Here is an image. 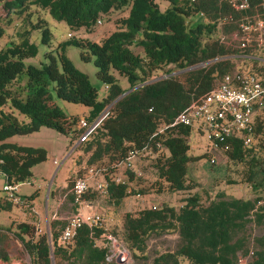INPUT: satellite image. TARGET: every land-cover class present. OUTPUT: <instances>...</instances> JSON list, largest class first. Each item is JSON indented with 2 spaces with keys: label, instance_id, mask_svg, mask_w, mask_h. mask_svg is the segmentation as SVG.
<instances>
[{
  "label": "trees",
  "instance_id": "obj_1",
  "mask_svg": "<svg viewBox=\"0 0 264 264\" xmlns=\"http://www.w3.org/2000/svg\"><path fill=\"white\" fill-rule=\"evenodd\" d=\"M167 1L161 9L156 0H0V36L12 22V12L25 16V21L33 8L47 10L71 27L94 25L102 18L114 17L115 22L100 41L78 36L59 42L57 56L50 50L49 61L40 66L24 61L38 50L26 30L19 32L17 40L0 46V174L4 182H28L32 166L47 157L44 146L20 144L9 140L10 136L47 125L65 133L71 145L84 131L80 119L91 122L108 106L99 124L75 146L79 153L70 187L76 177L87 175L89 167L100 168L108 199L119 204L135 190L130 180L136 176L133 166L126 167L123 172L127 177L116 181L120 163L130 150L140 154L148 149L159 152L153 164L157 178L150 182L152 186L159 191L189 187L191 126L173 121L225 73L247 69L264 77V61L258 59L264 58V48L257 47L254 39L246 45L234 41L239 23L255 13L264 17V9L262 0H250L246 9H236L227 0ZM197 15L202 19L195 18ZM42 20L40 17L36 24L41 25ZM42 27L45 40L50 31L46 24ZM70 43L80 47L83 58H93L96 74L107 84L103 97H98L88 75L67 56L65 48ZM240 62H244L243 67H238ZM114 70L127 78L129 88L136 87L121 95L126 89ZM162 72L163 77L151 80ZM19 81L22 84L14 88ZM50 83L57 96L86 104L87 113H66L52 99ZM263 126L264 116H258L254 144L244 145L241 138L230 137L231 149L223 150L238 161L249 156L245 179L255 190L263 184V177L256 181L255 166L260 161L256 151L264 159ZM141 180L140 176L135 178L137 192H146L149 185H142ZM89 187L76 201L72 193L75 211L82 200H96L98 192H103L97 188L89 192ZM3 192L0 210H10L13 202ZM36 193L37 189L22 203ZM52 195L55 191L50 186ZM198 195L183 196L185 201L177 207L162 203L155 208L126 210L120 226L112 230L104 223L83 224L66 242L59 238L64 219L48 218V231L40 230L35 220L18 221L15 227L0 224V260L10 259L7 231H11L31 264H110L100 236L111 231L127 247L135 264H264V234L250 238L247 232L248 224L264 226V195H221L208 202H201ZM169 231L177 233L175 245L150 254L148 240ZM240 255L246 256L244 261Z\"/></svg>",
  "mask_w": 264,
  "mask_h": 264
},
{
  "label": "rangeland",
  "instance_id": "obj_2",
  "mask_svg": "<svg viewBox=\"0 0 264 264\" xmlns=\"http://www.w3.org/2000/svg\"><path fill=\"white\" fill-rule=\"evenodd\" d=\"M161 9L165 8L169 3L167 0H156ZM12 22L5 25V32L0 36V46L4 45L7 40L19 38V32L26 30L31 41L37 44V52L33 56L25 57V62H31L37 66L49 61L50 56L47 54L50 50L52 54L57 56L56 47L59 42L64 41L70 37L85 36L97 41H100L106 34L115 26L114 17L109 19L102 18L101 23H96L94 25L86 26L81 25L78 27H71L66 21L54 18L47 10H40L33 8L30 13V18H26L25 21L22 15H17L16 12H12ZM44 18L41 21V25H37L39 18ZM195 18L202 19L200 15ZM48 26L50 34L47 39H42V29L43 25ZM234 41L238 43V39L235 38ZM65 52L70 58L73 65L80 71L85 72L88 75L89 81L96 86L98 97L101 98L107 93L106 83L96 74L97 66L91 59H85L80 54V47L75 44L66 45ZM240 66L243 67L244 62H240ZM117 81L122 88L129 90V82L124 75H121L117 70L113 71ZM25 75V73H24ZM159 75H164L160 73L158 75L152 76V78ZM25 79V78H24ZM22 84V81L15 82L14 88ZM17 88V87H16ZM52 94V99L68 114H78L83 115L87 113L88 106L81 102H74L66 100L56 95L53 83L48 86ZM125 90V91H126ZM108 107V106H107ZM68 137V136H67ZM65 133L58 131L57 129L43 125L39 129L27 132L18 133L10 136L8 139L16 141L20 144H27L33 146H44L46 149L55 143V147L58 148L61 140H63V145L61 147L68 153L65 158L61 155V152H56L57 162L53 163L52 153L49 150L48 158L39 162L33 167V172L31 179L20 185L17 194L20 198L26 199L35 189L37 193L30 198L33 203L30 207L21 209L23 203H13L10 210H0V223L9 224V219L17 217V219L32 218L33 211L41 210L42 217L45 215V199L46 192L49 188H55L56 184H60L66 181L65 187L60 190H55V194L59 201V212L64 216L69 215L71 212L75 211L71 203V187L70 182L73 177L71 173H74L77 169V164L74 162L78 156L79 150H74L75 146L78 144V139L74 140L72 144H69V137L67 138ZM190 148L188 149V155L193 156L188 164L187 176L189 179V187L180 190L169 191L167 188L162 190H157L155 186L150 184L151 181L157 178V171L153 164L156 161L157 153L150 149L143 151L140 154H136L133 160V169L136 173L134 179L130 180V185L134 186L135 190L130 194L126 195L119 204L112 203L106 193L98 192L97 194V205L98 208L95 209L91 207L90 210L87 204L83 203L80 207V213L85 215L88 212H100L104 215L105 226L112 230L116 226H120L122 222V215L126 210H136L139 207L151 206L152 203H156L158 206L162 203H168L171 205L179 206L185 201V195L187 194H199L201 202H208L211 199L223 196H235L241 198H252L256 195H264V159L262 155L255 152V156L259 158L260 161L255 163L257 170V179L259 182L263 177V184H260L256 190L253 188L250 181H246L245 174L247 171V160L249 156L244 161H238L230 159L224 152H215V161L211 162L210 158L211 152L209 150V142L207 139V134L205 131H201L197 126H193L188 137ZM252 144H254L252 142ZM63 150V151H64ZM165 153H167L165 151ZM206 153V154H205ZM83 166V163H81ZM126 168L124 164H120L119 174L123 179L127 177V174L123 172ZM141 177L142 185H149L146 192H137L139 184L135 183V178ZM103 175L97 173L95 176L90 178L88 181L90 185L89 192L95 188V181L102 180ZM4 193L0 189V194ZM52 196L48 197V211L50 210ZM130 205V206H129ZM24 206V205H23ZM94 209V210H92ZM25 218V219H26ZM44 223V222H43ZM14 226V225H13ZM171 231L162 234L160 236L152 237L148 240V248L150 254L156 250H162L165 247H172L177 241V233H170ZM248 236L253 238L255 235L264 234V226H256L251 223L247 226ZM9 234V233H8ZM10 235L13 236L11 233ZM10 238V237H9ZM16 250L18 255L21 257V262L23 264H31L30 258L27 253H25L22 247H17ZM249 255H247L248 257ZM246 256L240 255V261H244ZM131 263L135 264L134 259L131 258Z\"/></svg>",
  "mask_w": 264,
  "mask_h": 264
},
{
  "label": "built area",
  "instance_id": "obj_3",
  "mask_svg": "<svg viewBox=\"0 0 264 264\" xmlns=\"http://www.w3.org/2000/svg\"><path fill=\"white\" fill-rule=\"evenodd\" d=\"M236 9H246L250 0H227ZM264 9V0L261 2ZM97 23H101L98 19ZM240 45H246L252 39L256 40L257 47L264 48V17L258 13L252 15L239 23V34L237 35ZM264 61V58H258ZM107 87V84H106ZM106 115L104 112L91 122L85 118L80 119V125L84 131L78 138V142L84 139ZM264 116V77L247 69H237L231 73H225L218 84L191 101L186 108L174 119L173 123L197 126L205 131L208 139V146L211 153L210 161H215V152L231 149L232 145L228 139L238 137L244 145H251L256 137V118ZM264 128V126H263ZM136 156L134 150H130L127 157L120 163L126 167L133 166ZM101 171L100 168H88L87 175L76 177L71 185L74 200H78L81 194L88 189L90 178ZM116 181L123 178L116 175ZM95 188L106 191V180H96ZM20 183L4 182L2 189L13 203H22L23 199L17 194ZM152 208L157 207L152 203ZM54 216V215H53ZM55 217V216H54ZM65 225L59 235L61 241H70L78 227L83 224L91 227L95 224L104 223L105 217L102 213L94 211L83 215L80 210L73 211L63 216ZM100 240L107 247L106 259L112 263L129 264L131 254L127 247L111 231L100 236Z\"/></svg>",
  "mask_w": 264,
  "mask_h": 264
},
{
  "label": "crops",
  "instance_id": "obj_4",
  "mask_svg": "<svg viewBox=\"0 0 264 264\" xmlns=\"http://www.w3.org/2000/svg\"><path fill=\"white\" fill-rule=\"evenodd\" d=\"M67 137V136H66ZM68 138V137H67ZM63 140H61V142H60V145L58 146V148H56L55 147V143L50 147V152L52 153V157L51 158H53V163H56L58 160H57V157L55 156V154H56V152H61V150H62V156L64 157L63 159H65V158H69V157H67V155H68V153L61 147V145H63ZM49 150L47 149V157H46V159L48 158V155H49ZM64 150V151H63ZM41 162V161H40ZM39 163V162H38ZM38 163H36V164H38ZM36 164H34L33 166H32V174H34V172H33V167L36 165ZM3 183H4V177H3V175H1L0 174V189H1V187H2V185H3ZM21 184H23V183H21ZM20 184V185H21ZM20 185H19V188H20ZM65 185H66V181L64 180V182H62V183H60V184H56V186H55V188H53V190L55 191L56 189L57 190H60V189H62L63 187H65ZM19 188H18V190H19ZM49 188V187H48ZM38 192V191H37ZM48 192V191H47ZM47 192H46V195H47ZM49 197V196H48ZM52 198H53V200H52V204H51V206L52 207H50V210L48 211V202H47V200H48V198H46L45 199V208L47 209V210H45V215H44V217H42V214H41V210H38V211H33V213H32V218L30 219V218H23V219H17V217H13V218H11V219H9L10 221H8V222H10L9 224H7V223H0L1 225H10V224H12V225H14V227H15V225H16V223L18 222V221H21V220H32V221H36L37 223H38V226H39V228H40V230H42V229H44V230H46V231H48V228H49V225H48V218H51V219H63V214L62 213H60L59 212V208H58V205H59V201H58V198H57V196H56V194L55 195H52ZM123 201V200H122ZM83 203H85V204H87V206H88V208H89V210H90V208L91 207H94L95 209H97L98 208V205H97V202H96V200H87V199H84V200H82L81 201V203H80V206H79V209L78 210H80V207H81V205L83 204ZM33 203L30 201V199H28V200H26V202L23 204V205H21V209H25V208H28V207H30L31 205H32ZM130 206V205H129ZM31 208V207H30ZM92 210H94V209H92ZM55 217H54V216ZM44 222V223H43ZM8 233H9V237L10 238H8V254H9V256H10V259L8 260V261H2V260H0V264H23L22 262H21V257L18 255V252H17V250H16V246L17 247H20L21 248V245H20V241L16 238V236L15 237H13L12 238V236L10 235V233L14 236V234L11 232V231H7Z\"/></svg>",
  "mask_w": 264,
  "mask_h": 264
},
{
  "label": "water",
  "instance_id": "obj_5",
  "mask_svg": "<svg viewBox=\"0 0 264 264\" xmlns=\"http://www.w3.org/2000/svg\"><path fill=\"white\" fill-rule=\"evenodd\" d=\"M163 76H164V75H160V76H157V77L152 78L151 80H155V79L161 78V77H163ZM134 87H136V85H135V86H132L130 89H132V88H134ZM130 89H129V90H130ZM129 90L124 91L121 95L125 94V93H126L127 91H129ZM121 95H119L118 97H120ZM106 109H107V107L104 108V110H103L98 116L100 117V116L106 111ZM46 198H48V192H47Z\"/></svg>",
  "mask_w": 264,
  "mask_h": 264
}]
</instances>
